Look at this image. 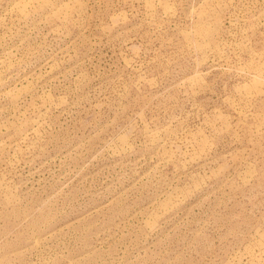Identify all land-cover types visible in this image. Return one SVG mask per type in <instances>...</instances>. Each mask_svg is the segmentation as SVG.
Masks as SVG:
<instances>
[{
    "label": "rangeland",
    "instance_id": "374dc122",
    "mask_svg": "<svg viewBox=\"0 0 264 264\" xmlns=\"http://www.w3.org/2000/svg\"><path fill=\"white\" fill-rule=\"evenodd\" d=\"M0 264H264V0H0Z\"/></svg>",
    "mask_w": 264,
    "mask_h": 264
}]
</instances>
